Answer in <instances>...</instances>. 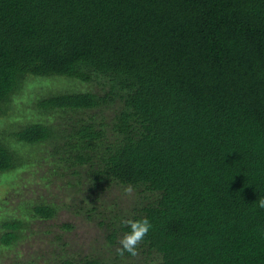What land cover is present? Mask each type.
<instances>
[{
    "label": "trees",
    "instance_id": "1",
    "mask_svg": "<svg viewBox=\"0 0 264 264\" xmlns=\"http://www.w3.org/2000/svg\"><path fill=\"white\" fill-rule=\"evenodd\" d=\"M54 80L81 87L38 92ZM15 105L26 121L3 125ZM34 168L85 186L73 210L111 254L60 242L45 264H264V0H0V178ZM128 183L137 201L105 207ZM9 186L4 249L60 209ZM143 216L138 254L118 255Z\"/></svg>",
    "mask_w": 264,
    "mask_h": 264
},
{
    "label": "rangeland",
    "instance_id": "2",
    "mask_svg": "<svg viewBox=\"0 0 264 264\" xmlns=\"http://www.w3.org/2000/svg\"><path fill=\"white\" fill-rule=\"evenodd\" d=\"M65 86L74 89L81 87L78 84L73 86L70 82L44 81L38 92L44 94L43 92L49 89L60 90L66 88ZM33 90V84L30 86L28 84L24 88L26 95L21 94L20 96L25 103L31 99L29 93ZM28 114L29 112H25L22 106L15 105L10 109L9 116L3 121V125L24 123ZM10 183L15 186L14 200L42 198L60 209L55 219L37 221L32 226L29 238L23 243L11 248H0V264H21L26 261L45 264L46 260L59 251L60 242L66 243V249L72 254H105L111 257L104 233L98 226L96 218L92 216L94 219H89L86 212L75 214V208L73 210L74 205H79L80 201L87 198L84 185L79 186L72 178L68 181L52 179L50 175L41 174L38 168H34L24 175L15 173L9 177V180L0 178V199L7 194ZM137 198V192H134L132 197H125L122 187H115L101 196L105 207L118 205V209L130 208ZM62 224L72 225L73 228L63 230L61 229ZM131 261L136 262L135 259Z\"/></svg>",
    "mask_w": 264,
    "mask_h": 264
},
{
    "label": "clouds",
    "instance_id": "3",
    "mask_svg": "<svg viewBox=\"0 0 264 264\" xmlns=\"http://www.w3.org/2000/svg\"><path fill=\"white\" fill-rule=\"evenodd\" d=\"M122 191L125 197H132L136 188L132 183H128L122 185ZM255 203L258 208L264 209V196L258 198ZM121 224L127 231L119 239V247L116 249L117 254L123 255L124 253H128L130 256H136L140 245L153 230V224L150 218L146 216L123 219Z\"/></svg>",
    "mask_w": 264,
    "mask_h": 264
}]
</instances>
